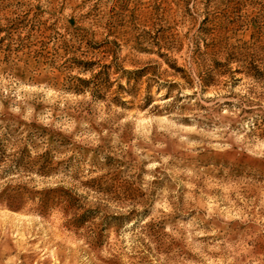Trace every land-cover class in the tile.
Wrapping results in <instances>:
<instances>
[{
    "label": "rangeland",
    "instance_id": "rangeland-1",
    "mask_svg": "<svg viewBox=\"0 0 264 264\" xmlns=\"http://www.w3.org/2000/svg\"><path fill=\"white\" fill-rule=\"evenodd\" d=\"M0 264H264V0H0Z\"/></svg>",
    "mask_w": 264,
    "mask_h": 264
}]
</instances>
